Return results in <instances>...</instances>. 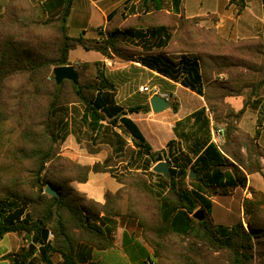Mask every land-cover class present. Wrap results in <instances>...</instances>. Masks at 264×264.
Instances as JSON below:
<instances>
[{"label": "trees", "instance_id": "obj_1", "mask_svg": "<svg viewBox=\"0 0 264 264\" xmlns=\"http://www.w3.org/2000/svg\"><path fill=\"white\" fill-rule=\"evenodd\" d=\"M166 1L131 4V17L126 7L117 9L103 38L70 35L74 0H9L0 16V238L19 232L28 239L31 233L45 264L55 253L61 264H79L85 259L80 241L110 247L111 230L95 220L102 213L137 218L155 256L171 264H264V209L246 200L247 227L243 220L227 225L211 217L212 197L246 186L248 174L264 167V33L224 37L218 16H210L213 26L202 25L203 17L168 13ZM231 1L239 12L246 6L245 0ZM78 45L138 61L203 96L207 106L188 120L194 117L208 137L194 152L210 140L207 109L214 128L222 129V142L209 144L195 162L183 150L173 152L174 140L167 151H155L131 117L150 112V104H119L101 61L94 77L86 73L90 64L81 63L74 66L78 84L56 82L54 68L72 64L69 55ZM234 96H244L242 108L227 102ZM171 102L177 111L179 103ZM248 108L257 112L253 134L240 126ZM73 124L89 140L91 154L109 148L103 161L64 168L57 162ZM162 160L168 176L153 170ZM92 172L109 173L123 187L107 190L104 202L80 194L71 182L86 183ZM48 184L59 196L45 192ZM197 210L202 220L194 216ZM36 251L25 247L7 257L10 264H33Z\"/></svg>", "mask_w": 264, "mask_h": 264}, {"label": "crops", "instance_id": "obj_2", "mask_svg": "<svg viewBox=\"0 0 264 264\" xmlns=\"http://www.w3.org/2000/svg\"><path fill=\"white\" fill-rule=\"evenodd\" d=\"M8 1L0 0V16L5 11ZM80 1L83 10L85 9V13L90 17L89 20L93 19L95 23L91 25L89 21H85L83 26L86 30L82 35L86 38H103V33L108 25V16L117 9L125 7V15L129 17L136 15L131 14L129 11L132 5L137 6L140 0ZM218 1L220 4L216 6V0H213L208 5H205V0H197V2L195 0H179L178 2L176 0H167L165 10L176 15L184 14L188 18L203 17L201 24L206 26L214 25V20L210 16L216 15L218 16L216 22L218 32L224 37L236 40L254 38L264 31V0H245L246 6L240 12L236 2L231 0ZM92 8L94 11H92ZM90 30L94 31L95 34L90 36ZM87 51H95L94 58L90 60L78 59L82 61H101L103 63V70L108 82L115 89L117 102L126 108L131 105L150 104V98L153 94L140 91V87L144 85L159 87L161 92L166 94L170 100L174 99L179 103L177 111L170 108L155 113L151 108L148 113L139 112L131 115L155 151H167L168 143L174 140L173 152L183 150L193 157V162H195L209 144H220L217 140L216 129L213 126L212 114L207 109V116L211 119L210 140L208 145L200 152H194L198 149V144L208 137V134L204 132L201 134L197 126L193 124L194 117L188 120L195 112L207 106L203 96L147 68L138 61L126 60L117 56L108 58L96 50ZM70 62L73 63L71 60ZM244 99V96H234L228 97L226 100L236 109H240L244 104ZM256 120L257 112L248 108L241 118L240 126L253 134L256 130ZM259 141L264 146V129ZM247 178L246 186H237L229 195H223L219 198H216L217 196L212 197L211 217L214 222L232 225L239 221L237 220L239 215L241 217L240 220H243L244 224L248 226V218L244 215V202L246 200H250L257 204L260 209H264V167L262 172L248 174ZM88 182L91 184L92 181L90 182L89 179L86 183ZM90 184L89 187L91 188ZM118 188H120V183L115 189L109 188L108 190L112 191ZM76 189L80 191V189ZM88 191L84 192L88 196L104 202L106 192L104 188L95 190L98 192L97 197L91 195L95 192L94 190L89 189ZM234 200H239L241 203L237 214L236 211H232ZM234 212L236 217H232ZM216 217L219 220L220 218L226 220L219 222L216 221ZM95 220L98 223H103L105 228L111 230V246L100 249L80 241V250L85 259L79 264H171L166 258L155 256L153 249L143 238L142 228L137 218L124 213L115 215L102 213ZM27 242L28 239L25 238V235L19 232H9L0 238V264H10L11 261L7 255L29 247ZM36 248L37 251L31 261H33V264H45L38 256V246ZM61 260L62 258L59 254H52L51 264H61Z\"/></svg>", "mask_w": 264, "mask_h": 264}, {"label": "rangeland", "instance_id": "obj_3", "mask_svg": "<svg viewBox=\"0 0 264 264\" xmlns=\"http://www.w3.org/2000/svg\"><path fill=\"white\" fill-rule=\"evenodd\" d=\"M213 0H205V5H208L209 3H211ZM195 2H197V0H195ZM217 4H220V2L218 0H216L215 5L217 6ZM220 7V6H219ZM216 7V8H219ZM92 11H94V9L92 8ZM89 15L85 13V9L83 10L82 8V4L80 0H75V3L73 5L72 8V13L68 18V25H69V33L71 36L73 37H79L81 36L84 32H85V28L83 26V24L85 23V21H89V24L93 25L95 24L92 20H89ZM95 32L90 30V36L94 35ZM96 52L95 51H87L85 50L82 46H77V48H74L71 52H70V60L73 62L72 64L74 66H80L81 63H89L90 66L88 67L86 73L87 75L94 77L96 74V67H95V63L97 61H82L78 58H82L84 60H90L92 58H94L93 55H95ZM78 59V60H77ZM80 111H81V107H79ZM74 115L75 117L78 119L79 118V113L76 114V111H74ZM73 129H72V133H70L66 140L63 141L60 145L59 148V159L57 160V162L63 166L67 165L69 166L71 163L73 162H78L80 164H93L96 161H103L108 155H109V148L103 147L101 148V150L96 153V154H91L88 150V143L89 140L87 138L84 137L83 139V135H82V131L80 130V128H78V126L73 124ZM81 136L82 137V142H78L77 137ZM129 142L131 143V140H129ZM121 166V165H119ZM121 170H119L120 172ZM118 172V173H119ZM69 173V170L64 169V174ZM112 176L109 173H91L90 174V182L91 184L88 183H84V184H78V182H71V185H73L74 187L80 189V191H78L80 194H85L87 197H91L88 196L86 192H89L88 190H100L102 188H104L106 191L110 188V189H115V187L118 185V182L114 179L111 178ZM89 184L91 185V188L89 187ZM122 186V184L120 183V187ZM123 187V186H122ZM119 189V188H118ZM116 190H112V191H117ZM98 192H94L91 195L94 197H97ZM220 196H217L216 198H219ZM126 198L122 200V202H125ZM246 202V201H245ZM244 202V207H245V203ZM241 203L239 200H234L233 201V205L232 211H236V214L239 213V209H240ZM204 214V213H203ZM243 214V213H242ZM233 215V214H232ZM232 217H236L235 216V212L234 215ZM247 217V215L245 216ZM241 217H237V220H240ZM248 218V217H247ZM221 220H226V219H221L220 220L216 217V221L221 222ZM232 220V219H231ZM227 222V221H224ZM245 227H247L246 224H244Z\"/></svg>", "mask_w": 264, "mask_h": 264}, {"label": "water", "instance_id": "obj_4", "mask_svg": "<svg viewBox=\"0 0 264 264\" xmlns=\"http://www.w3.org/2000/svg\"><path fill=\"white\" fill-rule=\"evenodd\" d=\"M53 72H54L55 80L58 84H61L66 79L73 81L75 84H78L79 82V74L73 64L57 66L54 68ZM150 106L153 112L158 113V112H162V111L172 108V102L167 97H164L160 94H154L150 98ZM153 170L155 172L162 173L165 176H168L169 175V164L164 160L159 161L153 167ZM195 176H196V172L193 170L190 171L189 177L191 178ZM45 192L52 196H59L58 191L54 187H52L51 184L47 185ZM194 216L199 220H202L204 218V214L201 210H197ZM28 242H29V251L32 252L33 250H35L36 245L32 241L31 233H28Z\"/></svg>", "mask_w": 264, "mask_h": 264}, {"label": "built area", "instance_id": "obj_5", "mask_svg": "<svg viewBox=\"0 0 264 264\" xmlns=\"http://www.w3.org/2000/svg\"><path fill=\"white\" fill-rule=\"evenodd\" d=\"M263 33H264V31H263ZM140 91H142V92H149V93H152L153 95H154V94H160V95H162V96H164V97H167V95H166V94H163V93L161 92L160 88L157 87V86H152V87H150V86H148V85H144V86H141V87H140ZM167 98H168V97H167ZM216 134H217V140H218V142L221 143L222 140H223V139H222V129H221V128L217 129V130H216Z\"/></svg>", "mask_w": 264, "mask_h": 264}]
</instances>
